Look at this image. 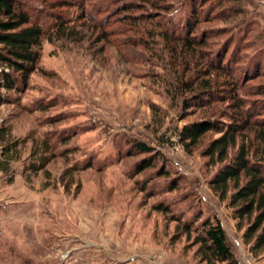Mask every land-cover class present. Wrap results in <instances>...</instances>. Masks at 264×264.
<instances>
[{"label": "rangeland", "instance_id": "374dc122", "mask_svg": "<svg viewBox=\"0 0 264 264\" xmlns=\"http://www.w3.org/2000/svg\"><path fill=\"white\" fill-rule=\"evenodd\" d=\"M19 1L48 34L57 17L78 34L76 41H43L38 71L20 95L10 94L19 103L0 107V127H11L12 138L25 142L10 171L0 173V264H200L196 248H188L184 239L172 243L174 224L152 206L163 203L185 218L199 209L212 214L201 195L209 196L207 182L215 169L207 166L202 152L218 135L207 134L191 156L182 146L178 152L173 148L184 125L204 119L228 124L225 115L234 111L229 102L185 110L183 100L191 96L172 87L180 78L177 72L186 80L201 76L198 71L207 70L210 59L229 62L237 73L260 59L262 76L247 82L240 95L262 110L264 119V97L256 94L257 88L264 91V0H200L201 23L194 37H204L206 46L194 54L185 51V59L181 44L167 43L159 33L183 35L190 0H165L172 7L168 13L125 23L119 16L126 0ZM63 1L71 6L64 8ZM235 5L242 15L224 21L220 14ZM143 9L150 13L148 6ZM171 64L178 68L173 71ZM212 77L224 95L226 77ZM130 140L160 153L172 176L182 175L177 190L168 191L172 176L156 178L161 166L156 162L135 180L153 179L150 188L158 196L148 200L136 191L128 174L146 156L127 157ZM42 143L57 157L48 175H32L26 169L33 149ZM74 165L91 169L66 175ZM231 239L238 264H264Z\"/></svg>", "mask_w": 264, "mask_h": 264}, {"label": "trees", "instance_id": "16d2710c", "mask_svg": "<svg viewBox=\"0 0 264 264\" xmlns=\"http://www.w3.org/2000/svg\"><path fill=\"white\" fill-rule=\"evenodd\" d=\"M63 2L64 8L71 6L70 1ZM165 2L167 1L126 0L120 5L123 13L119 20L123 23L150 21L153 14L159 11L168 13L172 9L171 5ZM199 3L200 0H190L188 10L182 19L181 27L184 32L181 37L169 33V30L159 33L165 42L181 44L180 56L184 59L185 51L194 54L196 48L206 46L204 37L200 40L194 37L195 30L201 23L199 12L201 10L197 8ZM144 6L150 8V13H144ZM133 11L139 12L138 15H131ZM224 11H229L226 15L220 14L226 22L236 20L243 13V9L238 5ZM68 27V22H63L61 17H57L55 30L48 34L43 27L33 21L29 11L19 0H0V67L7 69L0 72V107L19 103V99H13L10 94L20 95L26 89L29 77L38 71L43 41L53 42L61 39L76 41L78 33ZM101 36L104 38L105 33ZM101 36L99 38L102 40ZM172 50L170 54L174 53ZM193 63L192 60L184 62L183 65ZM227 63L228 65L222 63L221 58L216 62L210 59L207 70L198 71L201 76L196 75L188 80L185 79L184 73L177 72L180 78L176 79L178 83H175L172 89L181 96H191L183 100L185 110L210 109L215 104L229 102L228 107L234 111L230 116L225 115L229 120L228 124L204 119L184 125L179 131L178 138L183 151L191 156L207 134L218 135V138L211 140L202 152V157L207 159V166L215 169L207 182V187L229 210L230 219L235 222L236 230L242 232V243L249 256L264 262V119H261L263 111L256 106L247 105L240 95L247 82L262 76L260 70L262 63L258 59L248 68L242 67L240 73H237L229 62ZM174 65L171 64L173 71L174 68H178L176 64ZM215 73H221L227 79L224 83V95L214 87L212 74ZM256 94L264 97V91L260 88L256 89ZM38 110L43 111L45 108L40 107ZM250 134H253V139ZM24 143V140L12 138L11 127L5 125L0 127V173L10 171L11 163L18 160V148ZM255 143L258 147L252 152ZM128 146L127 157L146 156L134 164L128 179L133 181V186L139 194L151 200L158 196V193L150 188L153 179L142 181L135 179L144 171L153 168L156 162L161 165L156 178L169 179L173 173L167 169V161L163 156L151 147L135 140H130ZM235 148H237L235 153L231 155V150ZM52 150L54 149L46 143H42L41 149H33L32 162L26 171L32 175L38 173L48 175L47 167L57 157L49 153ZM66 152L68 151L63 152L60 157H64ZM89 169L91 165L82 168L74 165L65 174ZM183 181L182 175L175 173L168 184V191L177 190ZM152 211L160 214L168 224H174L172 243L184 239L188 243V248H196L194 257L198 263L238 264L216 215L204 214L199 209L190 218H185L184 213L174 214L171 208L163 203L154 204Z\"/></svg>", "mask_w": 264, "mask_h": 264}, {"label": "crops", "instance_id": "0c3cea01", "mask_svg": "<svg viewBox=\"0 0 264 264\" xmlns=\"http://www.w3.org/2000/svg\"><path fill=\"white\" fill-rule=\"evenodd\" d=\"M207 192L209 193V196L206 197V195H201V197L203 198L204 202L211 208V213L216 215V217L221 222L228 244L229 238L231 237V240L236 244L242 245V232H238L236 230L234 225L235 222L230 219L229 210L226 209L225 204L219 202V200L210 192V190L207 189ZM204 194L206 193L204 192ZM136 264L140 263L137 262Z\"/></svg>", "mask_w": 264, "mask_h": 264}, {"label": "built area", "instance_id": "2783aa9c", "mask_svg": "<svg viewBox=\"0 0 264 264\" xmlns=\"http://www.w3.org/2000/svg\"><path fill=\"white\" fill-rule=\"evenodd\" d=\"M2 70V69H1ZM4 71H7V69H3ZM178 138V137H177ZM176 146H174L173 150H175L176 152L180 151L181 150V145L179 143V138H178V141L176 140ZM157 264V263H156Z\"/></svg>", "mask_w": 264, "mask_h": 264}]
</instances>
